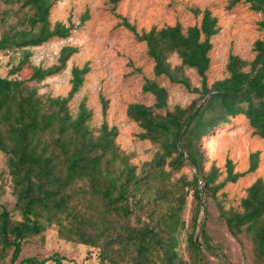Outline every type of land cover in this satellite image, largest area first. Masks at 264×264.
I'll use <instances>...</instances> for the list:
<instances>
[{
  "label": "trees",
  "instance_id": "obj_1",
  "mask_svg": "<svg viewBox=\"0 0 264 264\" xmlns=\"http://www.w3.org/2000/svg\"><path fill=\"white\" fill-rule=\"evenodd\" d=\"M238 2L260 11L264 27V0H229V6ZM52 3L0 0V53L9 55L6 74H0V152L6 158L15 211L13 215L1 201L0 192V254L11 250L8 264H62L65 257L56 251L18 260L29 236L55 226L59 238L96 248L101 264H185L176 249L177 231L185 227L180 216L185 194L181 186L165 183L164 165L178 170L189 164L195 169L187 183L195 209L186 241L194 258L205 264L203 251L213 246L205 228H200L202 240L196 237L200 210L208 215L205 196L253 171L258 154H250L245 172L233 171L228 160L224 179L215 182L218 170L212 165L204 171L198 141L238 116L247 119L254 135L264 138V37L254 41L251 60L230 54L227 75L208 85L210 38L219 29L208 9L198 24L185 29L175 23L137 32L123 21L145 43L154 77L165 76L199 93L187 105L169 110L165 87L154 78L145 81L142 89L153 95L154 102L129 103L126 115L142 128L140 138L156 143L158 149L138 172L116 144V127L103 121L94 132L89 125L91 110L83 100L75 114L70 111L68 101L81 87L87 63L71 67L65 96L38 91L37 84L64 69L77 51L64 45L56 63L46 67L31 63V47L70 35L72 24L50 22ZM172 55L179 64L172 65ZM185 68L196 71L200 88L191 87ZM25 69L27 76L22 75ZM220 210L226 230L234 237L244 233L253 245L255 264H264V181L257 177L247 187L239 210Z\"/></svg>",
  "mask_w": 264,
  "mask_h": 264
},
{
  "label": "rangeland",
  "instance_id": "obj_2",
  "mask_svg": "<svg viewBox=\"0 0 264 264\" xmlns=\"http://www.w3.org/2000/svg\"><path fill=\"white\" fill-rule=\"evenodd\" d=\"M204 9L216 17L219 27L210 38V64L206 71V81L210 85L214 80L227 75L226 62L230 54L251 60L255 53L254 41L264 37V27L260 25L262 14L249 3L238 2L229 6V0H119L116 3L110 0H53L49 20L51 23L62 21L72 24L70 35L66 38L54 37L31 47V63L43 67L56 63L64 45L75 46L77 51L67 60L64 69L37 84L38 91L52 96H65L70 88L71 67L87 63L89 71L79 90L68 101L70 111L75 114L79 102L83 100L91 110L89 125L94 132H98L103 121L109 127H116V144L139 172L158 149L156 143L140 138L142 128L126 115L129 103L151 105L154 102L153 95L142 89L145 81L154 78L165 87L169 110L175 105H187L199 97V93L171 82L165 76L154 77L153 62L146 52L145 43L138 40L123 21L133 25L137 32L175 23L185 29L200 22ZM8 60V54L0 53L1 75L6 74ZM169 60L172 65L179 64L176 55L170 56ZM184 72L191 87L200 88L201 81L196 71L185 68ZM22 75L27 76L28 70L25 69ZM198 146L203 157L204 171L212 165L218 170L215 182L224 179L228 160L233 165V171L245 172L250 154H258V164L253 171L246 172L234 182H225L213 196H205L208 215L200 210L197 219L200 225L196 230V237L201 241L200 228H205L213 246L204 249L201 255L205 264H255L253 245L249 238L244 233L238 237L232 236L219 214L220 209L239 210L240 200L246 194L247 187L257 177L264 181V138L254 135L247 119L238 116L230 123L201 136ZM164 171L168 175L165 183L173 187L177 185L178 188L181 186L179 190L185 194L180 213L185 227L177 231V252L185 264L198 262L186 241L189 222L195 209L192 189H189L187 183L192 179L195 169L186 164L178 170H172L165 164ZM199 183L202 184L201 180ZM0 192L1 201L15 215L11 179L6 158L1 152ZM166 205L167 202L162 203L161 210L167 209ZM54 251L65 257L62 264H101L96 248L59 238L55 226L29 236L22 245L18 260L26 256L43 258ZM10 255L11 250L0 254V264H8Z\"/></svg>",
  "mask_w": 264,
  "mask_h": 264
}]
</instances>
